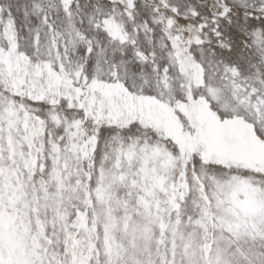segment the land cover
<instances>
[{"label":"snow or ice","instance_id":"snow-or-ice-1","mask_svg":"<svg viewBox=\"0 0 264 264\" xmlns=\"http://www.w3.org/2000/svg\"><path fill=\"white\" fill-rule=\"evenodd\" d=\"M0 264H264V0H0Z\"/></svg>","mask_w":264,"mask_h":264}]
</instances>
